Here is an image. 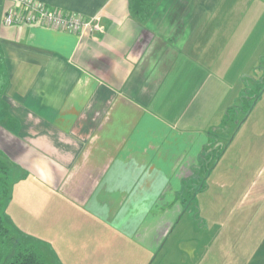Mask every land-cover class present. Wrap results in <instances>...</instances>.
Instances as JSON below:
<instances>
[{
    "label": "crops",
    "instance_id": "crops-1",
    "mask_svg": "<svg viewBox=\"0 0 264 264\" xmlns=\"http://www.w3.org/2000/svg\"><path fill=\"white\" fill-rule=\"evenodd\" d=\"M37 1L98 16L102 32L6 25L17 5L0 0V159L16 173L4 219L11 209L29 223L46 211L49 223L67 217L54 234L86 252L76 262L100 252L109 234L127 241L115 250L122 263L151 253L183 216L184 191L196 186V197L205 187L208 154L211 172L230 154L235 135L222 145L229 134L219 130L260 75L264 0H159L143 20L138 0ZM252 106L258 134L246 149L264 143L252 141L264 139V102ZM228 169L241 172L229 165L216 178ZM82 222L91 229L84 240Z\"/></svg>",
    "mask_w": 264,
    "mask_h": 264
},
{
    "label": "rangeland",
    "instance_id": "rangeland-1",
    "mask_svg": "<svg viewBox=\"0 0 264 264\" xmlns=\"http://www.w3.org/2000/svg\"><path fill=\"white\" fill-rule=\"evenodd\" d=\"M256 73L260 75L255 84L248 83L246 101L238 99L237 103L240 107L232 110V113L229 112L230 120L226 126H223L226 128H223L224 131L219 130L223 133L222 136L229 134L227 135L229 137L219 139L222 145L235 135L230 154L225 158L226 162L219 163L211 172L213 165L210 166L209 162L213 155L208 154L203 171L205 187L196 194V197H192L198 190L196 186H190L184 191V197L187 196L189 199L185 198V212L168 227L162 245L151 253H135L138 259L134 254H126L125 264H264V143L246 149L248 142L251 143L248 135L250 138L252 134H258L255 125L248 123V116L252 105L260 99L264 102V61ZM253 111L258 115V108L255 107ZM252 141L258 142L264 139L258 140L253 136ZM229 165H238L240 174L228 169L226 172L229 178L218 180L216 174L227 169ZM9 178L8 182L12 183L16 179V173L12 171ZM10 190L9 188L5 193L0 189V214L5 218L10 217L5 214V207L11 197ZM10 212L13 219H5V222L13 235L25 240L23 246L38 248L44 255L46 264H124L122 263L124 253L116 255L115 251L118 245L123 246L127 243L122 236L103 235V238L107 237L108 244L103 249L101 247L100 252L90 253L93 256L88 255L87 262H76V259H86V256L78 258L86 252H79L74 248L65 249L64 247L70 245L65 246L57 241V235L54 234L59 228L60 221L61 227L69 225L67 217L57 215V219H54L53 214L54 222L49 223V214L46 211L38 213L37 220L29 223L16 216V210L11 209ZM79 228L82 236L80 240H84V231L87 233L91 229L89 226H84L83 222ZM225 241L231 243L229 248H209ZM35 242H45L58 247L57 249L51 247V252H48L40 249ZM109 244L112 247H109ZM246 244H248V254L245 256L241 246ZM106 249L113 251L103 252Z\"/></svg>",
    "mask_w": 264,
    "mask_h": 264
},
{
    "label": "built area",
    "instance_id": "built-area-1",
    "mask_svg": "<svg viewBox=\"0 0 264 264\" xmlns=\"http://www.w3.org/2000/svg\"><path fill=\"white\" fill-rule=\"evenodd\" d=\"M17 7L9 9L3 22L6 25L38 23L53 29L84 35L102 32L98 16L84 19L81 16L52 9L37 0H15Z\"/></svg>",
    "mask_w": 264,
    "mask_h": 264
},
{
    "label": "trees",
    "instance_id": "trees-1",
    "mask_svg": "<svg viewBox=\"0 0 264 264\" xmlns=\"http://www.w3.org/2000/svg\"><path fill=\"white\" fill-rule=\"evenodd\" d=\"M159 0H138L140 7L134 11L136 17L143 20L155 4ZM248 93L244 94L241 98L246 101ZM240 106L232 107L231 110H227L224 115L225 122L222 126H226L230 120L229 112L232 113L234 108H239ZM243 107L241 106L240 109ZM250 110V108H249ZM241 125V123H240ZM6 161L0 159V189L1 192L7 193L10 188V169ZM24 241L14 236L12 230L7 226L4 217L0 214V264H46L44 255L34 246H23Z\"/></svg>",
    "mask_w": 264,
    "mask_h": 264
}]
</instances>
